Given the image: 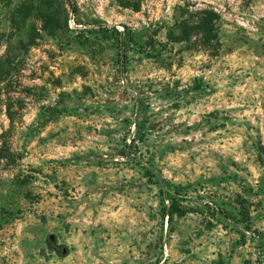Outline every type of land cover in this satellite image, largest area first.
Wrapping results in <instances>:
<instances>
[{
	"label": "rangeland",
	"instance_id": "rangeland-1",
	"mask_svg": "<svg viewBox=\"0 0 264 264\" xmlns=\"http://www.w3.org/2000/svg\"><path fill=\"white\" fill-rule=\"evenodd\" d=\"M74 3L0 0V264H264V0Z\"/></svg>",
	"mask_w": 264,
	"mask_h": 264
},
{
	"label": "trees",
	"instance_id": "trees-1",
	"mask_svg": "<svg viewBox=\"0 0 264 264\" xmlns=\"http://www.w3.org/2000/svg\"><path fill=\"white\" fill-rule=\"evenodd\" d=\"M68 2H69L71 9H74L75 7L74 0H68ZM97 26L102 29H106L108 27V24L106 23L97 24ZM124 29H126V33L122 32V34L126 35L127 39H132L133 41L141 39V36H142L141 32L127 30L126 26H124ZM123 38H125V36L122 37L121 46H120L121 50L119 54V57H120L119 61L122 67L124 66V60H125V53H124L125 42L123 41ZM138 103L140 102L138 101ZM134 125H135V128H137V132H138L139 129L141 128L140 122L135 121ZM143 137H144L143 133L138 134L137 137L133 136L131 141L126 145V147L130 151V153H132L133 159L135 160V162L138 165H140L141 169L143 170L144 176L147 177L149 181H154L153 183L159 186V190L162 195L163 214L168 217V220H172L173 217L180 218L184 216L186 213L185 207L180 203L185 198H183V196H180L179 197L180 201H178V197L176 196L178 195V192L176 189L177 186L174 183L169 182L166 178H164L160 174V172H158L151 166L150 162L145 160L144 156L139 151L138 145H137V140L143 141ZM165 200L167 201L166 204L164 203Z\"/></svg>",
	"mask_w": 264,
	"mask_h": 264
}]
</instances>
